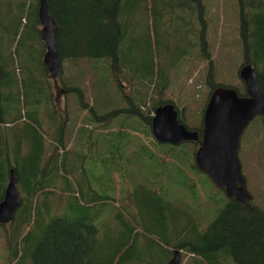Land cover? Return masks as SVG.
Instances as JSON below:
<instances>
[{"label":"trees","instance_id":"1","mask_svg":"<svg viewBox=\"0 0 264 264\" xmlns=\"http://www.w3.org/2000/svg\"><path fill=\"white\" fill-rule=\"evenodd\" d=\"M132 1L48 0L62 65L89 58L103 61L107 72L116 66L129 27L122 16ZM139 1L145 7L155 0ZM239 3L244 59L255 65L264 88V0ZM205 7L204 0L167 1L162 15L164 24L176 21L192 31L186 43L211 61ZM40 29L39 0H0V201L12 168L22 195L15 218L4 224L8 264H168L175 249L191 254L190 264H264V208L253 197L248 203L229 197L210 220L173 197L176 185L195 196L200 173L207 174L195 162L198 141L161 142L152 132L156 106L172 101L162 96L165 70L176 62L162 72L153 62L147 72L122 69L127 82L148 79L160 86L148 105L146 88L126 94L125 106L110 107L113 97L99 92L90 103L84 87L66 83L61 73V86L55 84ZM188 51L182 49V59ZM101 75L107 79L105 71ZM219 85L227 84L213 82L211 90ZM70 92L88 112L75 132L84 146L75 161L67 144L73 130L56 103ZM189 126L202 131V125ZM99 162L100 173L94 171Z\"/></svg>","mask_w":264,"mask_h":264},{"label":"rangeland","instance_id":"2","mask_svg":"<svg viewBox=\"0 0 264 264\" xmlns=\"http://www.w3.org/2000/svg\"><path fill=\"white\" fill-rule=\"evenodd\" d=\"M167 1L174 0H155L153 6H151L150 1H146L145 7H138L140 1L133 0L128 5L124 17L122 16L123 21L129 24L128 34L120 46V61L116 66L111 63L112 68L108 70L110 73L101 68L100 65L103 61L97 63L89 58H84L74 62L71 61L74 59H67L63 61L62 72H60L62 79L68 84L76 82L82 85L85 89L86 99L90 103L97 92L103 93L104 96L113 97L110 107L127 105L126 94L137 92L140 95L146 88L149 91L148 105L151 101L152 92L154 93L153 97L157 100L160 86L148 79H143L134 84L127 82L129 75L122 69H132L133 72H137L139 67L147 72L153 62L155 66L157 64L160 66L162 72L164 67L176 62L165 70L168 71L169 81L162 97L176 103L181 109V117L184 114V119L189 125L192 127L203 126L204 109L211 93V83L233 85L239 87L241 91L245 90L244 81L240 76V69L244 60V49L240 35V3L239 0H204L207 22L206 34L211 51L210 61L207 58L197 57L194 46L186 43L193 37L192 31L184 29L176 21H172L170 25L164 24L163 5ZM129 12L130 15L127 18ZM193 26L195 29V20ZM177 47H181L180 51L176 49ZM184 47L189 50V58L184 57L182 59ZM209 69L213 70L212 80L208 78ZM102 71H105L107 79L102 77ZM157 76L155 75V78L161 82V78ZM118 77L125 83L124 85L122 83L124 87L119 86L121 83ZM58 82L61 86L59 78ZM56 103L59 113L67 118L66 121L73 130V135L70 132L67 136V144L70 147V161H75L77 153L84 147L75 136V132L88 117V112L78 103L74 92L61 93ZM100 109L102 110V107ZM114 126H116L115 123ZM192 144L194 142L187 143L189 146ZM198 147L199 145L196 146L197 149ZM239 155L243 173L247 180V187L253 195V200L264 208L263 116L256 115L246 127L241 137ZM101 168L102 164L99 162L94 171L100 173ZM200 176L204 182L202 179L197 181L198 189L195 196L180 187L177 189L176 185L173 197L176 196L178 200L184 199L190 202L195 206L198 215L205 220H210L218 215L220 208L225 205L229 196L207 174L200 173ZM195 177L197 178V175ZM137 203L133 197L131 200L132 210H138ZM7 257L5 225L1 224L0 264H8ZM190 260L191 254L184 249L181 250L179 264H190Z\"/></svg>","mask_w":264,"mask_h":264},{"label":"water","instance_id":"3","mask_svg":"<svg viewBox=\"0 0 264 264\" xmlns=\"http://www.w3.org/2000/svg\"><path fill=\"white\" fill-rule=\"evenodd\" d=\"M39 18L41 36L46 43L43 60L57 85L62 69L58 51L59 26L50 14L48 0H39ZM240 76L246 94H241L233 85H219L211 91L204 109L202 139L198 129L190 128L182 121L181 109L173 101L156 106L152 117V132L161 142L179 144L183 141H200L195 153L198 167L223 188L229 197L248 203L253 195L247 187L239 151L242 134L251 120L256 115L264 119V88L254 64L242 65ZM21 203L18 178L12 168L0 201V225L15 218ZM180 255L181 250L175 249L168 264H179Z\"/></svg>","mask_w":264,"mask_h":264},{"label":"flooded vegetation","instance_id":"4","mask_svg":"<svg viewBox=\"0 0 264 264\" xmlns=\"http://www.w3.org/2000/svg\"><path fill=\"white\" fill-rule=\"evenodd\" d=\"M243 64L242 65H244V64H246V63H248L247 61H246V57H245V59L243 60V62H242ZM236 87V86H235ZM238 88V87H237ZM238 90L240 91V89L238 88ZM244 94H246V92L244 93ZM174 102V101H173ZM175 103V102H174ZM176 104V103H175ZM178 107V106H177ZM190 127V126H189ZM199 132H200V130H199ZM202 131L200 132V138L202 139ZM199 143V146H200V141H198Z\"/></svg>","mask_w":264,"mask_h":264}]
</instances>
